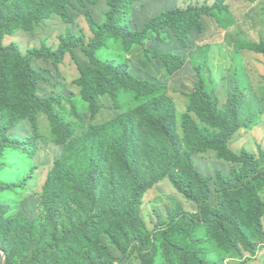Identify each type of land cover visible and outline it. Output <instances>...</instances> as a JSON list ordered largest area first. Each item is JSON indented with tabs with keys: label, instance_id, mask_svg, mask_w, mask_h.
Segmentation results:
<instances>
[{
	"label": "rangeland",
	"instance_id": "obj_1",
	"mask_svg": "<svg viewBox=\"0 0 264 264\" xmlns=\"http://www.w3.org/2000/svg\"><path fill=\"white\" fill-rule=\"evenodd\" d=\"M223 1L234 17L233 20L227 13L221 15L222 22L228 24L226 29H220L214 18L204 17L205 31L191 32L186 49L180 47L169 31H162L151 34L143 47H133L125 55L135 77L160 84L165 90L147 101H129L122 111L114 110L108 96H103L99 98L98 115L91 118L88 104L75 85L80 77L78 64H89L82 49L64 48L62 60L45 57L30 60L38 77L28 117L21 121L23 131L17 130L8 146L0 145V183L10 187L0 193V226L8 219L17 223L12 234L0 239L11 254L8 259V253L0 249V264L8 261L41 264L49 255L66 248L71 250L66 256L67 264H264V230L255 244H244L235 233L234 248L226 246L224 251L220 250L214 241L212 222L207 230L204 223L183 219V213H199L197 204L180 194L172 182V177L191 163L201 177L208 179L209 203L216 205L217 172L228 175L231 169L240 171L248 167L252 185L226 199L235 217L250 227H253V207H257V201L264 204V55L246 48L247 43H264V0ZM214 2L140 0L134 4L128 23L132 28H142L162 11ZM68 9L71 20L53 14L47 20L34 22L29 30L5 33L3 44L26 56L32 50L43 48L58 51L61 36L71 34L89 39L93 36L89 17L104 23L108 0L84 5L73 0ZM144 49L175 52L185 58V64L169 76L160 61L144 58ZM112 51L120 52L116 46H112ZM199 79L206 93L213 91L219 115L228 127L235 121L232 114L236 117L239 128L226 141L235 161L218 159L213 150H195L197 144L204 145L218 131L199 119L200 101L192 96ZM164 98L171 101L173 110L168 111L161 100ZM153 101L160 109L156 113L157 107L155 110L150 107L153 116L149 118L165 122L171 116L172 144L164 140L163 132L139 124L137 110ZM46 107L59 121L70 125L72 138H79L92 127L103 125L122 113L131 114L136 124L126 140L134 153L132 175L107 153L91 198L65 191L59 198L57 215L47 212L41 197L48 174L61 157L64 145L57 141ZM185 115L198 126L199 136L185 131L182 126ZM204 128L207 132H202ZM184 153L189 154L188 159ZM136 178L146 183V189L134 196ZM126 203L135 209L137 218L131 223L136 225L135 237L139 235L140 240L131 242L123 256L112 245L108 231L117 232V208ZM261 219L264 229V216ZM229 231L231 228L227 227L223 245L230 241ZM26 232L33 233L29 241L24 238Z\"/></svg>",
	"mask_w": 264,
	"mask_h": 264
},
{
	"label": "trees",
	"instance_id": "obj_2",
	"mask_svg": "<svg viewBox=\"0 0 264 264\" xmlns=\"http://www.w3.org/2000/svg\"><path fill=\"white\" fill-rule=\"evenodd\" d=\"M75 1L80 5L95 2V0ZM139 1L108 0V11L104 23L99 24L89 17L93 34L91 38L87 39L85 36L71 34L65 37L61 36V47L58 51L43 48L32 50L28 55L22 56L14 50V47L3 44V35L16 29L29 30L34 22L47 20L53 14L69 21L72 17L68 7L73 0H13L11 2L10 0H0L1 146H8L9 140L17 130L23 131L21 121L28 117V106L34 99L35 81L38 77V74L30 66V60L33 57H45L56 61L63 59L64 48L82 49L89 59V64H78L80 77L75 81V85L80 88L82 100L88 104L91 118L95 119L100 109V97L108 96L114 110L122 111L129 101L140 103L153 99L164 92L165 88L162 85L135 77L125 59V55L133 47H143L150 40L151 34L169 31L178 40L180 47L186 49L191 32L203 33L205 31L204 17L214 18L220 29H226L228 26L222 22V14L227 13L234 20L228 5L223 0H215L212 5H188L185 8L177 7L162 11L152 17L142 28H132L128 23V18L134 4ZM112 46L118 47L120 52L112 51ZM246 48L251 52L264 55V43H247ZM144 58L147 61H160L164 72L169 76L182 69L185 64V58L180 54L160 52L156 49H144ZM196 73L198 75L199 71L196 70ZM203 84L199 79L195 91L192 93L195 101H200L199 119L217 128L218 131L213 132L210 140H207L204 145L197 144L195 150L197 152L204 149L213 150L218 159L235 161L236 158L228 149L226 141L239 128L236 117L232 114L233 121H235L228 127L219 115V109L216 107L217 99L213 91L210 90L206 93ZM161 100L166 103L168 111L173 110L169 99ZM156 103L153 101L150 105L137 110L139 124L151 130L156 129L158 132H163L164 140L168 144H172L174 130L171 116L165 122L151 121L149 118L153 116L150 107L155 110ZM159 109L160 107H157L156 113L159 112ZM45 111L53 122L57 141L64 145L61 157L48 174L41 197L47 212L57 215V204L65 191H74L91 198L107 153H110L122 164L126 172L132 175L130 167L134 160V153L126 140L131 134L133 125L136 124L131 114L122 113L103 125L92 127L81 137L72 138L70 125L59 121L50 108L46 107ZM146 111L149 113L146 114ZM182 126L188 134L200 135L198 126L188 115L184 116ZM203 131L206 129L204 128ZM184 157L188 159L189 154L184 153ZM162 158L164 159L163 154ZM247 158L251 161L250 157ZM164 170L166 169L164 168ZM248 170V167H243L240 171L231 169L228 175L217 172L215 177L216 205L209 203L211 189L208 179L201 177L191 163H188L185 169L172 177L175 189L187 200L197 204L199 211L198 214L183 213V219L204 223V228L207 230L212 222L215 230L214 241L222 251L226 246L234 248V236L245 241L244 244H255L263 235L261 219V216H264L263 203L257 201V207H253V227H250L245 221L235 217L232 211L233 207L226 199L228 196H234L241 188L252 185L254 181L250 179ZM133 186L134 196L146 189V183L138 178L135 179ZM8 190L10 187L6 183H0V193ZM0 207L2 206L0 205ZM117 213L119 216L117 232L108 231V235L112 245L124 256L128 252L131 242L140 240L139 235L135 237L136 231L138 232L136 225L131 223L134 221L132 219L137 218V215L135 209L128 203L118 205ZM226 222L228 226H225ZM227 227L231 228L229 231L230 241L223 245ZM16 228L17 223L13 220H5L0 226V239L8 237ZM235 233L236 235H234ZM32 237V232H26L24 238L29 241ZM0 249L8 253V259L11 258L5 242L1 240ZM70 251L69 248H66L65 251L59 249L43 259L41 264H67L66 256L71 253ZM232 252L235 253L236 249ZM7 264H10L9 261Z\"/></svg>",
	"mask_w": 264,
	"mask_h": 264
}]
</instances>
